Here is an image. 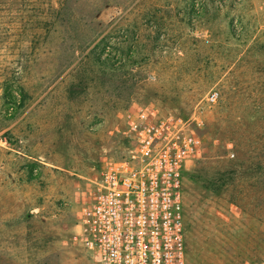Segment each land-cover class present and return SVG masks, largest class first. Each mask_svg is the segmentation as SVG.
I'll return each mask as SVG.
<instances>
[{"label":"rangeland","instance_id":"rangeland-1","mask_svg":"<svg viewBox=\"0 0 264 264\" xmlns=\"http://www.w3.org/2000/svg\"><path fill=\"white\" fill-rule=\"evenodd\" d=\"M141 107L205 142L184 264H264V0H0V264H88L83 211Z\"/></svg>","mask_w":264,"mask_h":264},{"label":"built area","instance_id":"built-area-1","mask_svg":"<svg viewBox=\"0 0 264 264\" xmlns=\"http://www.w3.org/2000/svg\"><path fill=\"white\" fill-rule=\"evenodd\" d=\"M217 97L212 91L205 100ZM123 118L128 152L102 160L79 224L88 264H184L182 179L188 163L205 153V142L175 114L141 107Z\"/></svg>","mask_w":264,"mask_h":264},{"label":"trees","instance_id":"trees-1","mask_svg":"<svg viewBox=\"0 0 264 264\" xmlns=\"http://www.w3.org/2000/svg\"><path fill=\"white\" fill-rule=\"evenodd\" d=\"M224 183V180H222V182L220 183L221 185Z\"/></svg>","mask_w":264,"mask_h":264}]
</instances>
